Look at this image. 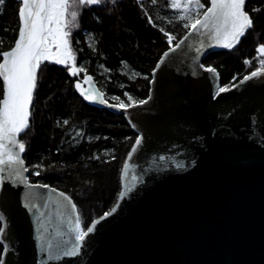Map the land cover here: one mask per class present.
I'll return each mask as SVG.
<instances>
[{"label": "water", "instance_id": "water-1", "mask_svg": "<svg viewBox=\"0 0 264 264\" xmlns=\"http://www.w3.org/2000/svg\"><path fill=\"white\" fill-rule=\"evenodd\" d=\"M225 50L205 46L197 56L185 47L186 54H170L154 71L151 99L127 113L109 107L86 82L105 101L90 105L124 115L142 137L123 183L133 174L167 171L150 178L136 199L121 198L74 257L42 251L24 186H7L0 192V240L10 249L2 253L5 264H264V76L217 94L218 74L199 65ZM34 191L56 199L46 189Z\"/></svg>", "mask_w": 264, "mask_h": 264}, {"label": "trees", "instance_id": "trees-1", "mask_svg": "<svg viewBox=\"0 0 264 264\" xmlns=\"http://www.w3.org/2000/svg\"><path fill=\"white\" fill-rule=\"evenodd\" d=\"M253 7L260 11L252 12ZM17 9V0L0 3V51L8 50L18 35ZM246 10L254 28L233 49L210 53L203 61L204 67L216 70L220 86L232 87L233 79L239 82L259 67L254 57L255 49L264 44V0H246ZM145 12L156 27L147 22ZM170 19H174V12L165 7V0H157L156 5L151 0H141L139 5L136 0H116L115 4L105 0L103 5L85 8L79 27L70 36L76 65L85 70L81 80L91 76L106 101L113 105L127 102L124 93L136 100H147L153 72L168 50L159 29L177 39L186 34L181 24L169 23ZM244 60L250 63L245 65ZM78 80L62 65H41L31 126L21 140L26 143L24 159L29 183L47 184L64 192L76 204L82 224L90 226L93 219L99 220L121 200V169L138 135L124 115L95 109L85 101L76 91ZM35 171L40 175H32ZM165 171L159 167L138 175L126 197L134 195L136 199L150 178H160ZM2 253L0 244V258Z\"/></svg>", "mask_w": 264, "mask_h": 264}, {"label": "snow or ice", "instance_id": "snow-or-ice-1", "mask_svg": "<svg viewBox=\"0 0 264 264\" xmlns=\"http://www.w3.org/2000/svg\"><path fill=\"white\" fill-rule=\"evenodd\" d=\"M111 2L115 4L116 0ZM136 2L139 5L141 0ZM104 3L105 0H17L16 32L18 35L8 50L0 51V82H2L0 84V92H2L0 94V192L5 191L7 186L13 188L18 184L24 186V206L30 211L34 210L33 214L37 218V232L40 233L37 238L42 241L41 249L47 252L49 258L77 256L86 237L93 233L99 220L93 219L90 226L83 225L77 206L68 195L58 192L55 188H49L47 184L29 183L24 175L28 168L22 156L26 151V143L20 139V136L31 126L30 108L41 65L44 62L62 65L73 77L85 71L76 65V55L70 36L72 30L79 27V18L85 8L100 6ZM151 3L156 5L157 0H151ZM165 7L174 12V19L168 22L181 24L186 34L177 39L175 35L163 28L159 29L166 39L168 50L160 57L156 68H159L165 58L176 53L178 49L181 54H186L185 47L188 50L194 48L197 56L201 54L205 46L231 50L248 30L254 28L253 18L246 10V0H165ZM258 11L260 9L252 8V12ZM144 15L150 25L157 26L148 12ZM0 44H3V40H0ZM255 51L260 58L259 67L250 75H245L241 83L264 76V44H260ZM249 63L248 60H244L245 65ZM199 66L210 74L216 72L213 67H204L203 64ZM84 79L85 82L92 81L91 76L85 75ZM75 88L85 101L105 102L102 94L94 88L85 91L80 83H76ZM229 90L228 86H224L219 88L217 94ZM124 95L127 96V102L109 105V107L119 108L127 113L129 108L142 106L148 102L143 99L136 100L127 93ZM113 99L119 98L113 97ZM64 123L66 124L67 121ZM77 135L82 133L77 132ZM141 144L142 137L138 135L122 166L121 180H128L129 173L132 171L130 161ZM159 159L163 160L164 157ZM35 167L39 169L41 166L37 164ZM32 175L39 176L40 172L35 171ZM138 179L139 177L135 174L131 176L132 182ZM5 181L8 185H5ZM38 188L55 194L56 199L53 200L52 195L45 197L35 192L34 189ZM131 189L132 184L126 182L119 196L123 198ZM52 208L54 212L49 211ZM115 211L116 209L112 208L100 219H104ZM3 221L4 216L0 215V222ZM4 232L5 229L0 227V236H3ZM3 243L4 241L0 240V244ZM4 251L7 252L8 248L5 247ZM0 264H5L3 258H0Z\"/></svg>", "mask_w": 264, "mask_h": 264}, {"label": "flooded vegetation", "instance_id": "flooded-vegetation-1", "mask_svg": "<svg viewBox=\"0 0 264 264\" xmlns=\"http://www.w3.org/2000/svg\"><path fill=\"white\" fill-rule=\"evenodd\" d=\"M77 78L79 79L77 82H80V83H83V85L86 87V90L85 91H88L89 90V84H86V82H85V79H82L81 80V73H79L78 75H77ZM85 78V77H84ZM92 82L98 87V85H97V83L92 79ZM76 85V84H75ZM99 89V88H98ZM88 103H89V101H87ZM90 104V103H89ZM92 106V105H91ZM92 107H94V106H92ZM95 109H106V110H108L107 109V107H104V108H97V107H94ZM109 111V110H108ZM110 112V111H109ZM3 251H4V247H3ZM8 251H10V249L8 248ZM7 251V252H8Z\"/></svg>", "mask_w": 264, "mask_h": 264}, {"label": "rangeland", "instance_id": "rangeland-1", "mask_svg": "<svg viewBox=\"0 0 264 264\" xmlns=\"http://www.w3.org/2000/svg\"><path fill=\"white\" fill-rule=\"evenodd\" d=\"M80 73H82V72H80ZM83 73H84V71H83ZM243 80V79H242ZM81 82V81H80ZM80 82H76V83H80ZM240 82V81H239ZM235 83V84H234ZM238 82L236 81V79L234 80H232V84H234V86L237 84ZM80 85H81V87H82V89L83 90H86V87L83 85V83H80ZM221 87H224V86H220V88ZM229 88H231L230 86H228ZM233 87V86H232ZM111 102L110 101H108V104H110ZM1 227H2V225H1Z\"/></svg>", "mask_w": 264, "mask_h": 264}, {"label": "built area", "instance_id": "built-area-1", "mask_svg": "<svg viewBox=\"0 0 264 264\" xmlns=\"http://www.w3.org/2000/svg\"><path fill=\"white\" fill-rule=\"evenodd\" d=\"M254 59H256V60H257V62L259 63V59H260V58L258 57V54H257V53L255 54V57H254ZM235 79H236V78H235ZM235 79H234V80H235Z\"/></svg>", "mask_w": 264, "mask_h": 264}]
</instances>
